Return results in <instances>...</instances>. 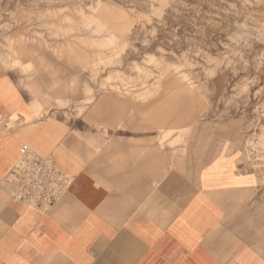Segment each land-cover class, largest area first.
I'll return each instance as SVG.
<instances>
[{
  "label": "rangeland",
  "instance_id": "rangeland-1",
  "mask_svg": "<svg viewBox=\"0 0 264 264\" xmlns=\"http://www.w3.org/2000/svg\"><path fill=\"white\" fill-rule=\"evenodd\" d=\"M2 79L33 123L155 133L180 173L226 145L264 180V0H0Z\"/></svg>",
  "mask_w": 264,
  "mask_h": 264
},
{
  "label": "crops",
  "instance_id": "crops-1",
  "mask_svg": "<svg viewBox=\"0 0 264 264\" xmlns=\"http://www.w3.org/2000/svg\"><path fill=\"white\" fill-rule=\"evenodd\" d=\"M38 108L0 80V264H264V180L238 149L180 173L155 133L67 132ZM22 144L71 175L48 211L5 182Z\"/></svg>",
  "mask_w": 264,
  "mask_h": 264
},
{
  "label": "built area",
  "instance_id": "built-area-1",
  "mask_svg": "<svg viewBox=\"0 0 264 264\" xmlns=\"http://www.w3.org/2000/svg\"><path fill=\"white\" fill-rule=\"evenodd\" d=\"M5 182L13 199L48 211L67 192L71 175L50 154L22 144L20 156L6 174Z\"/></svg>",
  "mask_w": 264,
  "mask_h": 264
}]
</instances>
